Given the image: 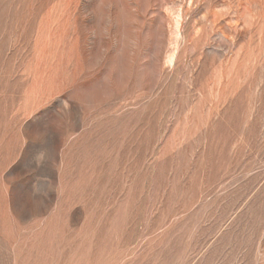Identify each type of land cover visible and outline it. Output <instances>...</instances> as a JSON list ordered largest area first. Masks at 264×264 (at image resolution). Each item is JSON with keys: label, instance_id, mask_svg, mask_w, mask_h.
I'll return each instance as SVG.
<instances>
[{"label": "rangeland", "instance_id": "1", "mask_svg": "<svg viewBox=\"0 0 264 264\" xmlns=\"http://www.w3.org/2000/svg\"><path fill=\"white\" fill-rule=\"evenodd\" d=\"M6 88L46 114L39 157L37 124L0 112V264H264V0H0ZM72 112L130 152L41 245L21 226L51 205Z\"/></svg>", "mask_w": 264, "mask_h": 264}, {"label": "crops", "instance_id": "2", "mask_svg": "<svg viewBox=\"0 0 264 264\" xmlns=\"http://www.w3.org/2000/svg\"><path fill=\"white\" fill-rule=\"evenodd\" d=\"M37 94V101H32L30 88L23 89L22 92L16 91V88L0 89V112H10L15 122L14 132L17 135L22 134V131L29 126L36 127L37 124V147L39 157H41L42 117L46 112H42V103L45 100L42 101L41 90ZM55 113L64 117L70 112ZM72 113L75 115L74 128L69 129L65 125L56 128L61 142L55 166L56 189L52 192L51 205L43 211L42 207L38 211L30 208L26 213V223L21 226L25 237L31 238L33 235H38L41 245L42 229L47 227L50 219L59 217L60 220L61 214H68L65 216V220L59 221L57 228H72L70 215L72 213L85 215L90 212L88 199L91 195L104 197L111 194V166L112 164H124L122 162H125V157L127 162L130 152L131 138L121 134L122 132L117 126L102 125L97 128L84 119V112ZM22 141L24 148L26 139L23 136ZM19 157L18 159H20ZM121 170L122 168L118 167L117 171ZM126 174L124 169V175ZM38 181L39 185H42V182L44 184L48 182L42 177ZM123 182L126 189L128 187L131 189V184H127L131 183V180L127 176ZM3 188L5 189L4 184ZM8 191L7 188V195ZM35 194L36 192H33V195ZM17 227H20L19 224Z\"/></svg>", "mask_w": 264, "mask_h": 264}, {"label": "bare ground", "instance_id": "3", "mask_svg": "<svg viewBox=\"0 0 264 264\" xmlns=\"http://www.w3.org/2000/svg\"><path fill=\"white\" fill-rule=\"evenodd\" d=\"M169 58H170V56H169Z\"/></svg>", "mask_w": 264, "mask_h": 264}]
</instances>
